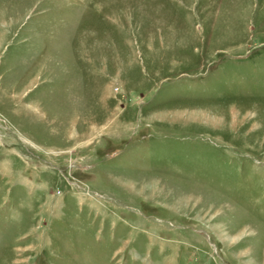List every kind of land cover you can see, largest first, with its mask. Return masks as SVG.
Returning <instances> with one entry per match:
<instances>
[{
    "label": "rangeland",
    "instance_id": "obj_1",
    "mask_svg": "<svg viewBox=\"0 0 264 264\" xmlns=\"http://www.w3.org/2000/svg\"><path fill=\"white\" fill-rule=\"evenodd\" d=\"M0 264H264V0H0Z\"/></svg>",
    "mask_w": 264,
    "mask_h": 264
}]
</instances>
